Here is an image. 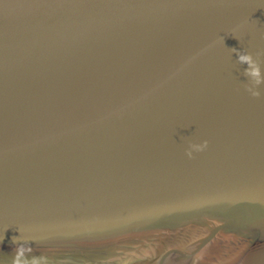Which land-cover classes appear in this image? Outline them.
<instances>
[{"label":"water","instance_id":"water-1","mask_svg":"<svg viewBox=\"0 0 264 264\" xmlns=\"http://www.w3.org/2000/svg\"><path fill=\"white\" fill-rule=\"evenodd\" d=\"M0 264H264V0H0Z\"/></svg>","mask_w":264,"mask_h":264},{"label":"clouds","instance_id":"clouds-1","mask_svg":"<svg viewBox=\"0 0 264 264\" xmlns=\"http://www.w3.org/2000/svg\"><path fill=\"white\" fill-rule=\"evenodd\" d=\"M237 58H238V61L240 63H242V64L245 63V62H249L250 63L253 60V58H252L250 53H243V52H238L237 53ZM245 70H247V68ZM191 147L194 148V149H198L200 146L196 145V144H193ZM189 154H191V152H189Z\"/></svg>","mask_w":264,"mask_h":264}]
</instances>
